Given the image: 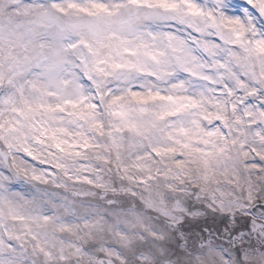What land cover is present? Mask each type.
I'll use <instances>...</instances> for the list:
<instances>
[{
    "label": "snow or ice",
    "instance_id": "1",
    "mask_svg": "<svg viewBox=\"0 0 264 264\" xmlns=\"http://www.w3.org/2000/svg\"><path fill=\"white\" fill-rule=\"evenodd\" d=\"M0 264H264V0H0Z\"/></svg>",
    "mask_w": 264,
    "mask_h": 264
}]
</instances>
